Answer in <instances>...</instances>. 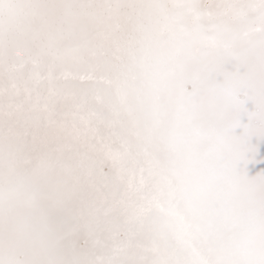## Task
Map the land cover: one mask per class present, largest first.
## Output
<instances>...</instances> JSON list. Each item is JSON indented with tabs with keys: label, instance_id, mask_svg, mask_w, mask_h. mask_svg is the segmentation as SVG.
<instances>
[{
	"label": "snow or ice",
	"instance_id": "obj_1",
	"mask_svg": "<svg viewBox=\"0 0 264 264\" xmlns=\"http://www.w3.org/2000/svg\"><path fill=\"white\" fill-rule=\"evenodd\" d=\"M0 264H264V0H0Z\"/></svg>",
	"mask_w": 264,
	"mask_h": 264
}]
</instances>
